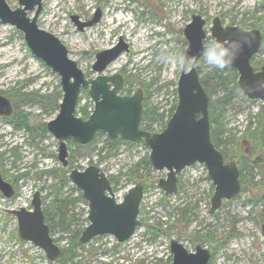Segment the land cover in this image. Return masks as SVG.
I'll list each match as a JSON object with an SVG mask.
<instances>
[{"label": "rangeland", "instance_id": "rangeland-1", "mask_svg": "<svg viewBox=\"0 0 264 264\" xmlns=\"http://www.w3.org/2000/svg\"><path fill=\"white\" fill-rule=\"evenodd\" d=\"M6 2L12 9L19 7L18 0ZM98 9L102 14L100 22L79 31L71 17L87 22ZM194 14L207 21V41L214 39L210 29L215 18L225 26L261 30L262 46L253 66L259 69L264 64V0H44L38 25L60 38L71 59L90 78L97 76L92 70L96 55L122 39L128 51L108 66L105 75L122 76L125 95L145 90L147 107L168 115L177 104L183 68L171 62L185 55L184 29ZM258 18L261 20L257 22ZM199 65L201 77L214 69L203 59ZM57 90H61L59 76L30 52L20 31L0 21V95L11 101V95L16 98L12 101L13 116L0 120V171L16 190L13 198H5L0 192V264H172L173 240L189 252H195L199 244L209 249V264H264V154L261 168L248 162L243 169L241 193L224 201L214 213L211 208L215 188L204 165L195 164L181 172L179 191L169 196L157 184L166 178L167 171H153L155 183L145 190L141 203V226L129 241L118 243L107 234L75 246V231L89 225L88 204L73 203L80 191L73 189L70 180L63 189L64 196H69L67 222L63 223L60 215L49 208L62 182L53 174L62 167L57 157L59 143L47 128L59 113L49 104V97ZM89 103V95L84 93L79 108L88 107L90 113L92 106H85ZM263 106L261 101L241 94L225 108L217 122V133L227 160L233 153L228 142L246 136L249 120L255 124L254 116ZM150 125L156 132L162 131V122ZM68 147L71 168L83 170L94 164L109 178H116L118 185L112 184L117 201H122L137 181L146 183L145 169L136 170L140 160L149 154L143 144L112 148L107 136L102 135L89 145L68 142ZM37 191L41 193L43 210L51 214V234L63 250L62 263L49 261L43 250L22 242L17 218L8 213L20 208L31 210ZM182 215L187 219L180 222Z\"/></svg>", "mask_w": 264, "mask_h": 264}, {"label": "water", "instance_id": "water-1", "mask_svg": "<svg viewBox=\"0 0 264 264\" xmlns=\"http://www.w3.org/2000/svg\"><path fill=\"white\" fill-rule=\"evenodd\" d=\"M19 7L12 9L6 0H0V21L20 31L30 52L59 76L62 100L56 118L47 124L49 132L59 143L58 160L69 166L68 141L86 146L97 134L109 140L118 138L144 144L149 148V161L155 171H167L160 179L159 187L166 196L178 193L179 175L195 164L204 165L215 188L211 213L221 208L224 201L241 193L240 170L236 162H225L224 156L212 141L210 124L211 98L205 90L198 64L201 60L207 32L206 20L199 14L192 16L184 29L187 42L184 58L190 63L183 66L177 85L178 104L162 132L152 133L142 128L145 95L142 89L133 95L123 96L124 81L118 74L107 76L104 72L121 54L128 51L127 44L119 43L96 55L92 70L95 78H87L78 63L69 56V50L59 37L41 29L38 18L43 11L44 0H18ZM34 12V16L30 13ZM79 31L100 22L101 10L93 19L82 22L71 17ZM211 36L229 50V68L236 69L241 91L250 100L264 102V65L256 71L252 59L260 51L263 34L259 29L245 30L240 26H224L220 18L212 21ZM87 92L94 109L87 119L77 116L80 97ZM8 98L0 95V116L12 113ZM71 183L82 191L89 206V226L82 232L80 242L87 244L94 238L113 235L119 243L127 242L140 226V207L144 197L142 184H137L117 202L109 177L96 165L84 170L74 168L69 173ZM0 192L6 197L14 195L13 187L0 172ZM32 209L8 210L17 218L18 235L22 242H30L40 248L51 262L62 255V248L51 236L43 212L41 193L36 192ZM264 233V225L262 226ZM172 264H209L211 252L199 244L195 252H189L179 241L171 242Z\"/></svg>", "mask_w": 264, "mask_h": 264}, {"label": "trees", "instance_id": "trees-1", "mask_svg": "<svg viewBox=\"0 0 264 264\" xmlns=\"http://www.w3.org/2000/svg\"><path fill=\"white\" fill-rule=\"evenodd\" d=\"M260 20L261 18L260 19L258 18L257 22ZM198 69H200V65ZM228 72H232V75H228ZM237 79H238L237 71L235 69L228 68V67L223 70L214 68L212 71L208 72L204 77H201V82L211 98L209 111H210L212 140L216 148L223 153L225 159L227 157L226 153L221 149V146L218 140L217 122L219 121V118L224 114L225 108L231 105L232 101L242 94ZM210 83H214V84L210 86L209 85ZM10 98L12 99V101H15L16 99L15 96H12V95L10 96ZM49 98L51 99L49 100L50 101L49 104L59 109V104L62 98L61 91L57 90L54 96L49 97ZM147 101H148V97L145 94L144 119H143V125H142L143 129L154 133L156 131L153 130L150 123L160 121L162 122V125H163L162 130H164L167 122L173 115V112L175 111L176 106H174L168 112V115H166L164 112L162 113L158 112L155 108H148ZM85 106H93V103L90 101L89 105H85ZM87 108L88 107H80L78 110V113L81 114V116L84 118H87L89 115V111ZM254 117L256 118V122L255 124H253L252 119L249 120L246 136H244L243 138L230 140L228 142L232 144L233 153H232V156H230V158L226 160L235 161L237 163L241 171L242 183H243L242 171L244 168H246V166H248V162L250 163L249 165H251L252 167L261 168V165L263 166L260 158H261V154H264V106H263V109L260 112H258ZM98 136H102V135H97V137ZM120 144H126L129 147H133L136 145L130 142L123 141L121 139L110 141V145L112 148H116ZM140 144L145 145L143 142H141ZM70 165L72 166L71 161H70ZM139 167H142L146 171V180H145L146 183L145 185L139 181H137V183H141L144 186V190H146L149 186H152L155 183L153 182L154 178L152 177V172L154 170L149 161V154H146L140 160L139 165L136 166V170H138ZM68 173H69V168L66 169L62 167L59 170H56L53 172L55 176L62 178V182H61V186L59 187V189H56L55 197L53 201L51 202V205L49 206L51 210H55L60 215V220L63 223L67 222L66 217L68 215V213L66 212V207H67V203H69V196L65 197L64 192H63V189L69 183V179L67 175ZM25 175L26 174H24V176ZM19 178H21V176ZM110 180L114 184L115 187L116 185H118L116 178L112 177L110 178ZM73 189L76 190L75 188ZM164 199L165 198H163V200ZM75 201L84 202V200L82 199V195L80 193L78 197H76V200L75 199L73 200V203ZM180 211H183V209H181ZM44 213L46 216L47 223L50 224L49 222L51 221V214L48 212L47 209L46 211L44 210ZM185 219H187L186 215H182V219L180 220V222ZM86 221H88V219H86ZM68 224H71V223H68ZM83 231H80V230L75 231L74 233L75 246H80L81 244L80 234H82ZM154 231L155 230H153L152 232ZM51 233H53L52 228H51ZM55 241L58 242V240L56 239ZM60 259L58 260V262L62 263Z\"/></svg>", "mask_w": 264, "mask_h": 264}, {"label": "clouds", "instance_id": "clouds-1", "mask_svg": "<svg viewBox=\"0 0 264 264\" xmlns=\"http://www.w3.org/2000/svg\"><path fill=\"white\" fill-rule=\"evenodd\" d=\"M228 53L229 50L223 47L222 44L217 43V39H212L204 44L200 56L204 64L208 67L223 70L229 67V61L227 59ZM171 63L179 64L185 68L190 66L189 62L183 56L177 57Z\"/></svg>", "mask_w": 264, "mask_h": 264}, {"label": "flooded vegetation", "instance_id": "flooded-vegetation-1", "mask_svg": "<svg viewBox=\"0 0 264 264\" xmlns=\"http://www.w3.org/2000/svg\"><path fill=\"white\" fill-rule=\"evenodd\" d=\"M94 17V16H93ZM101 18H102V14H101ZM88 21H90V20H88ZM261 50V49H260ZM252 64H253V61H252ZM264 65V64H263ZM263 65H261L260 66V68L259 69H257L255 66H254V68H255V70L257 71V70H260L261 69V67L263 66ZM263 103V102H262ZM263 105H264V103H263ZM12 108H13V110H12V113H11V115L10 116H8V117H2V116H0V120H3V119H8V118H10V117H12L13 116V114H14V112H15V107L14 106H12ZM69 155H70V153H69ZM69 155H68V160H69ZM225 159V158H224ZM70 161V160H69ZM3 176V175H2ZM4 180H5V178H3ZM6 181V180H5ZM8 183H10L9 181H7ZM179 182H180V180H179ZM11 184V183H10ZM12 185V184H11ZM12 187H13V190H14V195H13V197H15L16 196V190H15V187L12 185ZM12 197V198H13ZM263 226V225H262ZM211 261V260H210Z\"/></svg>", "mask_w": 264, "mask_h": 264}, {"label": "bare ground", "instance_id": "bare-ground-1", "mask_svg": "<svg viewBox=\"0 0 264 264\" xmlns=\"http://www.w3.org/2000/svg\"><path fill=\"white\" fill-rule=\"evenodd\" d=\"M143 119H144V117H143ZM50 230H51V228H50Z\"/></svg>", "mask_w": 264, "mask_h": 264}]
</instances>
